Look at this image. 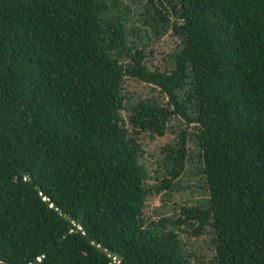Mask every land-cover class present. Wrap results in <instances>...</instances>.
Instances as JSON below:
<instances>
[{
  "label": "trees",
  "instance_id": "1",
  "mask_svg": "<svg viewBox=\"0 0 264 264\" xmlns=\"http://www.w3.org/2000/svg\"><path fill=\"white\" fill-rule=\"evenodd\" d=\"M135 1L178 39L167 73L131 51L115 0H0V264H191L142 218L136 135L176 116L206 200L175 223L210 230L213 264H264V0ZM124 79L166 101H129ZM184 135L155 193L189 161Z\"/></svg>",
  "mask_w": 264,
  "mask_h": 264
},
{
  "label": "rangeland",
  "instance_id": "2",
  "mask_svg": "<svg viewBox=\"0 0 264 264\" xmlns=\"http://www.w3.org/2000/svg\"><path fill=\"white\" fill-rule=\"evenodd\" d=\"M116 5L109 6L110 16L120 15L125 20V29L128 33L127 42L132 44V52H140L141 63L149 71L167 73L171 70L172 56L178 44L177 37L170 29L160 36H153L151 29L144 22L147 15L141 3L135 0H115ZM122 94L128 96L129 101L152 98L164 103L166 98L157 92L151 85H145L132 79H124L121 86ZM123 117L124 113L120 112ZM184 135V147L188 152L189 161L185 162L181 174L172 180L173 188L164 192H154L158 188L161 177H165L171 160L165 150L173 147L178 139L179 132ZM190 125L175 117L169 120L167 128L161 137H151L146 133H138L136 142L140 149V161L147 169L146 187L150 193L145 199L142 209V218L145 223H154L158 226L162 219L163 231L173 230L177 235L180 248L187 254L191 264H213L210 230L205 228L198 235L192 234V229L184 224H176L179 207L203 204L206 194L197 174L198 164L195 158V147ZM175 223V224H174Z\"/></svg>",
  "mask_w": 264,
  "mask_h": 264
},
{
  "label": "water",
  "instance_id": "3",
  "mask_svg": "<svg viewBox=\"0 0 264 264\" xmlns=\"http://www.w3.org/2000/svg\"><path fill=\"white\" fill-rule=\"evenodd\" d=\"M112 261L115 262V263H120L121 259L120 257H112Z\"/></svg>",
  "mask_w": 264,
  "mask_h": 264
}]
</instances>
